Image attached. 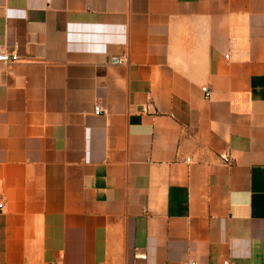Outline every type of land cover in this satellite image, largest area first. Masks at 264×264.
<instances>
[{
	"label": "crops",
	"instance_id": "1",
	"mask_svg": "<svg viewBox=\"0 0 264 264\" xmlns=\"http://www.w3.org/2000/svg\"><path fill=\"white\" fill-rule=\"evenodd\" d=\"M0 46V264H264V0H0Z\"/></svg>",
	"mask_w": 264,
	"mask_h": 264
},
{
	"label": "built area",
	"instance_id": "2",
	"mask_svg": "<svg viewBox=\"0 0 264 264\" xmlns=\"http://www.w3.org/2000/svg\"><path fill=\"white\" fill-rule=\"evenodd\" d=\"M15 58V55L13 52H8V51H5L1 46H0V63H8L12 60H14ZM114 63H117V64H121L123 63V59L122 58H116V57H113L111 59ZM202 90L205 92V88H202ZM101 112V109L99 106H95L94 108V114L98 115L100 114ZM221 160L223 163H230L231 159L229 157L228 154H224V155H221L220 156ZM136 258L140 259V260H145L146 259V256L144 254H136L135 255ZM184 264H202V263H195V262H186ZM224 264H229V263H224Z\"/></svg>",
	"mask_w": 264,
	"mask_h": 264
}]
</instances>
